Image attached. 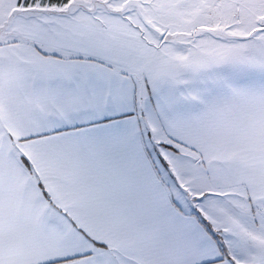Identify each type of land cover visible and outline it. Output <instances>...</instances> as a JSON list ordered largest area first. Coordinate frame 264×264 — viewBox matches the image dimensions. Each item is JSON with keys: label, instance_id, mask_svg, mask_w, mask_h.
I'll list each match as a JSON object with an SVG mask.
<instances>
[{"label": "snow or ice", "instance_id": "6c2138e0", "mask_svg": "<svg viewBox=\"0 0 264 264\" xmlns=\"http://www.w3.org/2000/svg\"><path fill=\"white\" fill-rule=\"evenodd\" d=\"M0 264H264V0H0Z\"/></svg>", "mask_w": 264, "mask_h": 264}]
</instances>
